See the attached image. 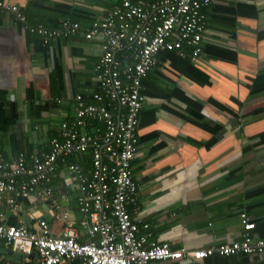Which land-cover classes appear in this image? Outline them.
Segmentation results:
<instances>
[{
    "label": "crops",
    "instance_id": "crops-1",
    "mask_svg": "<svg viewBox=\"0 0 264 264\" xmlns=\"http://www.w3.org/2000/svg\"><path fill=\"white\" fill-rule=\"evenodd\" d=\"M1 1L18 6L26 18L21 23L0 9V155L7 160L48 151L59 126L74 119L76 96L91 103L97 90L93 69L102 54L99 38L63 35L44 45L26 25L58 29L69 19L82 31L121 0ZM203 11L202 53L196 61L162 51L142 79L131 162L137 191L130 216L150 242L172 249L241 239L242 213L254 224L252 235L264 238V0H210ZM102 129L88 123L85 132ZM73 162L90 168L87 155L66 158ZM60 169L51 186L84 242L78 192L65 185L67 172ZM34 200L28 196L13 208L1 203L0 222L30 226V215L48 218L46 204ZM49 224L54 234L60 231L58 221ZM2 255L14 264H33L9 252ZM151 264H264V252Z\"/></svg>",
    "mask_w": 264,
    "mask_h": 264
},
{
    "label": "built area",
    "instance_id": "built-area-1",
    "mask_svg": "<svg viewBox=\"0 0 264 264\" xmlns=\"http://www.w3.org/2000/svg\"><path fill=\"white\" fill-rule=\"evenodd\" d=\"M210 0H121L99 21L81 31L76 22L64 19L60 27L26 25L30 33L48 45L55 38L82 34L87 40L99 38L102 54L94 65L97 90L92 102L76 96L78 107L72 121L63 122L49 150L14 159L0 155V204L13 208L28 196L43 201L48 218L29 217V224L0 222V264L5 252L21 254L33 264H151L156 261L193 263L212 255L254 256L264 252V238L254 237V224L240 214L242 236L237 241L208 248L172 249L167 243L150 242L149 234H140L139 224L128 207L136 203L137 186L132 179L131 162L137 145L138 115L142 108V79L157 64L162 51L191 49L193 62L202 53L205 31L204 7ZM0 9L10 11L17 21L25 15L16 5L0 0ZM88 123H100L102 131L85 132ZM72 155H87L90 168L66 163ZM64 166L65 185L77 190L78 227L87 240H78L77 226L62 208L63 197L54 193L51 183ZM34 200V201H35ZM32 201V203H34ZM36 202V201H35ZM33 211H37L35 205ZM49 219L58 221L54 234ZM147 229V225H142Z\"/></svg>",
    "mask_w": 264,
    "mask_h": 264
},
{
    "label": "trees",
    "instance_id": "trees-1",
    "mask_svg": "<svg viewBox=\"0 0 264 264\" xmlns=\"http://www.w3.org/2000/svg\"><path fill=\"white\" fill-rule=\"evenodd\" d=\"M172 51H175V50H171V51H166V52H172ZM182 52L183 53H185L186 54V58H184V60H186L187 62H188V60L190 61V59H189V57L187 56V54H190V52H191V49H189V47H187V46H183L182 47ZM77 156H80V155H77ZM88 157V156H87ZM78 159H79V157H78ZM20 200H18V202H19ZM71 264H79L77 261H74V262H72Z\"/></svg>",
    "mask_w": 264,
    "mask_h": 264
},
{
    "label": "water",
    "instance_id": "water-1",
    "mask_svg": "<svg viewBox=\"0 0 264 264\" xmlns=\"http://www.w3.org/2000/svg\"><path fill=\"white\" fill-rule=\"evenodd\" d=\"M1 252L5 253V249H1ZM13 256L16 257L17 259H20L22 257V255L18 253L13 254Z\"/></svg>",
    "mask_w": 264,
    "mask_h": 264
},
{
    "label": "rangeland",
    "instance_id": "rangeland-1",
    "mask_svg": "<svg viewBox=\"0 0 264 264\" xmlns=\"http://www.w3.org/2000/svg\"><path fill=\"white\" fill-rule=\"evenodd\" d=\"M23 216L25 217V213L23 214Z\"/></svg>",
    "mask_w": 264,
    "mask_h": 264
}]
</instances>
